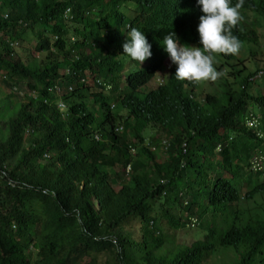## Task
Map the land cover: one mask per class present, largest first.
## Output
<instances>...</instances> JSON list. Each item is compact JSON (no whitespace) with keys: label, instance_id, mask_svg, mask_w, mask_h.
Wrapping results in <instances>:
<instances>
[{"label":"trees","instance_id":"obj_1","mask_svg":"<svg viewBox=\"0 0 264 264\" xmlns=\"http://www.w3.org/2000/svg\"><path fill=\"white\" fill-rule=\"evenodd\" d=\"M35 2L0 0L8 11L0 21V264H264V198L249 168L252 155L264 156V138L242 124L255 109L264 135V89L225 84L202 109L180 91L167 95L148 133L130 120L139 109L133 96L110 111L116 99L100 94L89 105L76 84L71 114L61 118L47 99L48 82L71 63L61 7ZM32 40L36 61L15 54V44ZM181 108L190 121L176 114ZM158 127L163 137H154ZM160 138L167 149L152 153L148 144ZM191 218V242L178 241Z\"/></svg>","mask_w":264,"mask_h":264},{"label":"clouds","instance_id":"obj_2","mask_svg":"<svg viewBox=\"0 0 264 264\" xmlns=\"http://www.w3.org/2000/svg\"><path fill=\"white\" fill-rule=\"evenodd\" d=\"M58 1L61 10L57 18L66 34L65 52L71 63L61 70L60 78L48 82L47 92L52 100L47 99L61 118L67 119L71 114L69 107L76 84L86 92L89 105L97 107L100 94L116 99L110 104V111H116L122 102L127 103V95L133 96L139 109L135 111L137 116L134 113L128 116L137 130L148 133L154 132L153 122L161 118L157 100L167 95L172 98L180 91L190 104L202 109L205 98L219 97L225 84L235 92L246 90L241 85L246 81L253 87V93L255 89H264V61L250 72L251 68L244 63L246 58L242 57L246 54L253 65L254 48L264 50V0ZM82 9L87 10L83 15L86 20L80 16ZM102 19L103 25L93 29ZM2 20H8L5 8L0 9ZM58 37L50 36L51 46ZM33 40L26 46L15 44V54L22 53L25 60L36 61L40 56ZM76 42L84 47L75 49ZM53 52L65 55L56 48ZM76 63H80L79 67L84 65L85 70H78L75 83L72 65ZM203 91L206 92L201 98L199 92ZM33 95L36 96L32 93V98ZM147 100L149 103L144 105ZM179 113L191 120L189 109L181 108L176 114ZM119 115H126L124 107ZM242 120L246 129L256 131L259 139L264 138L258 130L261 116L257 110L247 111ZM163 123L176 122L164 119ZM116 128L122 133V124ZM158 129L159 134L154 137H163L161 128ZM93 139L98 141V135ZM148 146L152 153L157 152V147L167 149L164 139ZM215 151L220 152L219 147ZM130 153L134 156L135 150L131 148ZM249 168L258 178L257 197L264 198V156L252 155ZM124 171L129 175L130 166ZM196 224L197 219L191 218L189 227Z\"/></svg>","mask_w":264,"mask_h":264},{"label":"rangeland","instance_id":"obj_3","mask_svg":"<svg viewBox=\"0 0 264 264\" xmlns=\"http://www.w3.org/2000/svg\"><path fill=\"white\" fill-rule=\"evenodd\" d=\"M30 46L33 47L34 46V43L31 42L30 43ZM254 51H255V60L256 61L253 63V65H252V61L247 58L248 56L246 54H243L242 55V57L246 58V60L244 62L245 65L248 66L249 68H251L250 69V72H253L254 71V67L253 66L260 65V63H262L264 61V50H263V48L262 47H256V48H254ZM205 92L206 91H203L202 94L199 92V95L201 96V98H202L203 94H205ZM194 229L191 228V229H189V231H185V230L178 231V234H177L178 241H183V239L185 237L186 238V241L185 242L186 243H190L191 242V239H192V232H193ZM187 230H188V228H187ZM135 234H136V231H135ZM104 260H105L104 258H100L99 259L100 262H103Z\"/></svg>","mask_w":264,"mask_h":264}]
</instances>
